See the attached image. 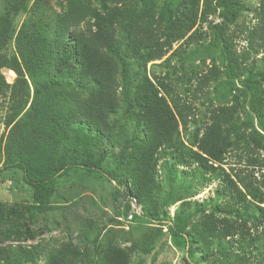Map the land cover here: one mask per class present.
Returning a JSON list of instances; mask_svg holds the SVG:
<instances>
[{
    "label": "rangeland",
    "instance_id": "rangeland-1",
    "mask_svg": "<svg viewBox=\"0 0 264 264\" xmlns=\"http://www.w3.org/2000/svg\"><path fill=\"white\" fill-rule=\"evenodd\" d=\"M75 1L0 0V19L8 26V40L0 49V212L8 215L0 222V248L5 255L17 258L19 264H46L50 254L62 251L72 255V264H104L106 257L115 255L120 264H184L183 258H188L190 264H219L223 251L220 252L218 246L205 253L194 241V254L189 257L185 239L170 235L168 227L182 212L191 217L185 236L195 223L210 215L240 226L243 235L237 233L225 238L224 248L235 255V264H264V203L253 201L240 182L251 184L264 198V149L258 145L260 140L258 144L249 140L253 132L243 126L247 117L242 97L235 112L237 125L242 124L239 137H230L237 142L224 154L221 163L216 162L213 169L203 174L196 163L176 164L175 154L162 149L154 168L156 187L143 203L124 192L132 185V172L129 174L127 162L120 160L119 153L133 136L134 125L121 118L120 110L111 118L116 122L115 131L126 125L127 130L119 133L120 139L104 138L90 147L95 157L103 154L102 172L87 175L82 168L73 167L58 180L54 193L32 221L24 224L23 208L33 204V190L24 183L19 169L3 170L2 164L9 137L15 135L16 125H7V121L15 117L20 107L23 106V112L32 107L35 88L25 75L26 89L5 62L18 58L16 37L19 31L35 24L52 32L60 16L68 10V4ZM115 2L110 6L136 4V0H118L116 5ZM210 2L211 8L207 11L203 0H199L197 16L188 19L181 16V0H158L150 23L152 32L157 35L155 39L163 43L165 54L141 70L152 83L157 85V81H161L171 85V95L180 108L185 107L182 110L184 123L179 122L178 126L179 138L185 147L195 137L198 140L203 135L218 109L231 107L232 97L239 96L238 91L225 82L218 50L206 49L214 41L217 25L229 36L237 60L244 68L242 77L234 80L236 88L245 76L264 69V50L250 48L249 42L250 32L258 23V0H244L232 23L222 17L219 9L214 10L215 1ZM99 5L97 0H91L93 8ZM164 6L170 7L171 18L178 17L183 27L179 31L184 36L171 44L165 42L167 38L163 35L167 21L159 17ZM7 26L0 25V29ZM84 27L85 23H81L80 28ZM256 83L264 94V78L258 76ZM117 95L122 96L120 87ZM22 115L15 122L21 123ZM253 124L259 131L255 121ZM86 155L83 150L81 156L78 150L68 152L67 160L80 162ZM227 177L247 194V205L235 204L234 208L244 218L227 210L232 203ZM27 228L33 234L31 239L25 235ZM15 230L19 232L16 235Z\"/></svg>",
    "mask_w": 264,
    "mask_h": 264
},
{
    "label": "trees",
    "instance_id": "trees-1",
    "mask_svg": "<svg viewBox=\"0 0 264 264\" xmlns=\"http://www.w3.org/2000/svg\"><path fill=\"white\" fill-rule=\"evenodd\" d=\"M117 1L97 0L100 4L98 8L91 6V0L70 3L52 32L46 31L45 27L37 28L35 24L25 27L16 37L18 58L5 62L26 89L28 84L24 77L26 75L30 78L35 88L34 104L38 102L35 108L32 104L25 112L23 106L20 107L15 117L7 121V125H16L15 135L13 138L9 137L2 164L3 170L19 169L24 183L33 190V204L23 208L26 218L22 219L25 225L48 202L58 180L73 167L82 168L87 175L102 172L100 165L103 154L95 157L90 147L95 141L104 138H113L114 141L118 137L120 139L119 133L127 130L126 125H121L115 131L116 122L111 121L120 110L121 118L134 125L133 136L119 153L120 160L127 162L129 174L132 172V185L124 192L139 203H143L156 187L154 168L162 149L171 150L175 154L176 164L196 163L203 174L213 169L216 162L221 163L224 154L237 142L230 137H239L242 124L237 125L235 119V112L240 106L239 97H242V107L246 110L247 117L243 126L247 129L249 127L253 132L249 140L253 144H258L260 140L258 145L264 149V94L256 83L258 76L264 78V69L245 76L240 81L239 88L234 86V80L242 77L244 68H241L230 38L226 36L222 26L215 27L218 31L214 41L206 49L218 50L225 82L238 91L239 96L232 97L231 107L218 109L212 115L211 123L205 127L203 135L198 140L195 137L185 147L178 131L179 122L184 123L182 110L185 107L180 108L171 95V85L161 81H157L156 85L141 72L147 63L158 61L165 54L164 47L161 46L163 43L160 44L155 39L157 35L152 32L150 23L158 0H136L138 5L110 6L111 2L116 5ZM213 1L214 10L219 9L222 17L232 23L244 0ZM258 2V23L250 32L249 42L250 48L264 50V0ZM203 4L205 10H210V0H203ZM198 6L199 0H181V16L188 19L197 16ZM170 15L168 6L162 7L159 12V17L167 21L166 31L163 33L167 38L165 42L171 44L184 35L179 31L183 28L179 18H171ZM81 23H85L82 29ZM0 25L7 26L3 25L1 19ZM7 28L8 26L0 29V49L8 40ZM144 43L147 45H143ZM119 87L122 90L121 97L117 95ZM22 113L24 119L20 120L21 123L15 122ZM253 121L259 131L254 128ZM139 131L143 133L142 136ZM63 146L70 147L72 151ZM77 150L79 156L81 150L87 153V158L80 162L76 159H73L74 162L68 161V152ZM227 179L230 182L227 185L232 201L227 210L244 218L234 208L235 204H241L242 207L247 205V194L229 177ZM240 182L242 189L246 190L253 201L264 203L262 194L251 184ZM3 217L8 215L0 212V222ZM190 220L191 217L179 212L175 222L168 227L170 235L185 239L189 257L194 254L195 241L205 253L211 247L218 246L220 252L223 251L219 264H235V255L226 251L223 244L229 236L237 233L243 235L240 226L228 223L225 218L218 220L215 215H210L205 216L198 224L195 223L190 234L185 236V228ZM18 233L15 230L14 235ZM25 235L30 239L33 237L28 228ZM31 255L32 253L29 254ZM103 261L104 264H120L116 255L108 256ZM18 262L17 258L5 255L0 248V264H19ZM72 262V255L62 251L50 254L46 264ZM183 263L190 264L188 258H183Z\"/></svg>",
    "mask_w": 264,
    "mask_h": 264
}]
</instances>
